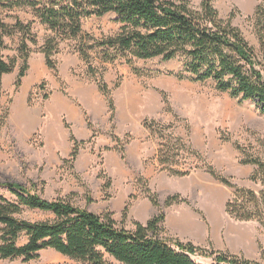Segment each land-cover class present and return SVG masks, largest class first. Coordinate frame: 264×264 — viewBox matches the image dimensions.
Here are the masks:
<instances>
[{
	"label": "rangeland",
	"instance_id": "obj_1",
	"mask_svg": "<svg viewBox=\"0 0 264 264\" xmlns=\"http://www.w3.org/2000/svg\"><path fill=\"white\" fill-rule=\"evenodd\" d=\"M180 1L194 11L200 9L202 2ZM211 4L221 19L233 16L232 26L241 31L250 46L258 49L252 17L256 7L264 5V0H212ZM14 18L31 24L37 44L26 42L31 53L20 86L15 84L23 64L21 59L18 58L10 74L2 77L0 183L24 188L35 185V193L48 202L64 200L98 216L109 214L118 227L126 230H133L135 222L145 224L163 214L160 237L191 243L207 253H228L217 251L215 247H225L224 227L229 219L225 206L233 199V188L252 191L257 196L264 189V173L254 166L241 164L247 156L264 163V112L259 111L253 101L240 102L217 91L212 81L198 83L179 79L182 58L168 62L160 58L139 60L127 52L115 54L110 50L108 55L114 58L104 62V49L95 47L87 51L88 59L84 61L80 50L96 46L119 32L120 25L115 22L113 13L82 20L80 36L61 42L51 57L53 69L47 67L40 52L45 40L53 37L51 32L29 9L0 8V19L5 24L14 25ZM19 41L18 35L3 39L5 49L1 55L6 63L17 57ZM89 66L94 74L89 72ZM53 82L57 88H53ZM99 82L108 88L112 110L106 96L98 89ZM53 91L56 94L51 97ZM86 94L93 97L92 102L103 100L107 115L95 111V105L84 108ZM66 103L77 109V116L58 111V106ZM117 114L122 123L119 117L117 120ZM145 120L154 122L151 130L144 127ZM176 138L182 140L191 153L180 151L170 163L160 165L157 160L160 145L168 139L174 143ZM133 146H141L143 158L130 153ZM74 149L77 154L73 159ZM118 164L133 176L129 178L123 172L115 175L114 168ZM207 167L213 168L231 187L213 178ZM168 168L186 175H172ZM150 175L152 177H147ZM253 175L256 182L251 180ZM156 178L167 180H154L151 185L149 181ZM0 195L9 201L14 199L2 188ZM150 197L156 199L157 206ZM172 197L177 199L165 205ZM174 207L178 212L193 213L202 219L207 232L191 231L186 226L171 233L165 219L175 212ZM209 216L212 219H206ZM21 217L31 222L53 219L52 214L35 211H24ZM262 217L264 219V209ZM208 220L224 226L220 240L214 244L210 241ZM243 223L246 224H231L239 232L253 234L259 250L257 262L264 264V226L257 220ZM25 243L26 238H22L19 245ZM191 258L199 264H214L213 257L195 255ZM0 264L80 263L48 249L41 251L35 261L4 260Z\"/></svg>",
	"mask_w": 264,
	"mask_h": 264
},
{
	"label": "trees",
	"instance_id": "obj_2",
	"mask_svg": "<svg viewBox=\"0 0 264 264\" xmlns=\"http://www.w3.org/2000/svg\"><path fill=\"white\" fill-rule=\"evenodd\" d=\"M211 3L212 0H202L200 9L194 11L180 0H0V8L29 9L51 32L53 37L47 38L40 48L49 69H53L51 57L60 43L80 36L82 20L113 13L115 22L120 25L119 32L96 46L80 50L84 61L88 59L87 51L95 47L104 49V62L113 60L114 56L108 55L110 50L115 54L127 52L139 60L160 58L168 62L182 58L179 79L198 83L212 81L217 91L240 102L253 101L259 111L264 112V5H258L252 17L259 46L256 49L232 26L233 16L221 19ZM14 21L11 26L0 19V88L2 77L13 71L19 59L23 64L15 86H20L31 53L26 42L37 44L31 24H23L16 18ZM15 35L20 40L17 57L6 63L1 55L5 49L3 39ZM90 69L89 66V72ZM98 89L106 96L112 110L106 84L99 82ZM153 124L147 120L143 123L149 130ZM160 147L157 160L162 166L170 163L180 151L191 153L178 138L174 143L168 139ZM76 154L74 149L71 157L74 159ZM241 164L254 166L264 173V163L258 158L247 156ZM168 170L172 175H186ZM207 171L231 187L213 168L207 167ZM251 180L256 182V175ZM262 184L264 187V179ZM0 188L14 198L9 201L0 195V261L20 259L28 263L37 260L41 251L50 249L80 264H199L191 258L195 255L213 257L214 264H259L227 253H207L191 243L160 237L163 214L145 224L135 222L133 230H126L118 227L109 214L98 216L64 200L48 202L35 193V185L24 188L5 182L0 183ZM233 189L234 196L227 202L225 213L236 222L257 220L264 226V189L258 196L242 188ZM175 199L177 197L168 198L165 205ZM150 201L158 205L155 198L150 197ZM24 211L49 213L53 219L27 221L21 217ZM22 238H26V243L19 245Z\"/></svg>",
	"mask_w": 264,
	"mask_h": 264
},
{
	"label": "crops",
	"instance_id": "obj_3",
	"mask_svg": "<svg viewBox=\"0 0 264 264\" xmlns=\"http://www.w3.org/2000/svg\"><path fill=\"white\" fill-rule=\"evenodd\" d=\"M53 84H54L53 88H57L55 86L56 83L53 82ZM91 86L95 87L94 85H91ZM88 90L91 92H95L93 90V88H89ZM55 94H56V92L53 91L51 97L54 96ZM91 98H93V97H90L89 94H86L84 96V98H83L84 108H88L91 105L92 106L95 105L94 110L97 112L100 110L101 112H103V115H105L107 113V106L105 107V105H106L105 102L103 100L99 103H97V100L92 102ZM58 107H59L58 111L65 110L70 116H72V115L77 116V114H78L77 109H75V107L70 105V103H66V105L60 104ZM105 108H106V110H105ZM97 112H96V114H98ZM127 114H128L127 118H129L131 115L130 112H128ZM118 117H119L120 122L122 123L123 121L120 119V116H118V114H117L116 115L117 120H118ZM124 128H125V126H124ZM141 146L139 148L137 146H133V148H131L130 153H132L134 156L143 158ZM127 157H128V155H127ZM114 170H115V175H118V176H120L123 173L125 175H127L129 178H131V176H133L131 174V172L129 170L125 169L121 164H118L114 168ZM161 175L166 176L164 174H161ZM147 177H152V176L150 175ZM159 179H161L162 181L167 180V178H165V179L156 178V179L149 181V183L152 185L154 180H159ZM173 209L175 212L171 213L165 219V225L171 230V233L179 232V231H181V230H179L180 228H185L186 226L190 227L191 231L196 230L199 232H207L206 224L204 223V221L202 219L195 217V214H193V213H186L185 214L183 212H178L176 207H174ZM206 219H212V217L209 216ZM228 220H227L228 224L226 227L217 225V223L213 222L214 220H208L209 223L211 224V225L210 224L208 225L209 232L211 233L210 241L213 244L217 243L218 240H220L219 238H220L221 227H224L223 239L225 240V245H224L225 247H223L224 249H220L218 247H215V250L220 251V252L221 251H227L229 253V255H231V256H236L239 258H244L245 260H248V261L257 262L259 260V258H258L259 257L258 256L259 250H258V247L255 245V239L253 237V234L251 235V233L249 231L239 232L240 230L239 231L235 230V228L233 227V224H231V223H234L238 226H241V225H245L246 223L236 222V221L232 220L230 217ZM206 239L202 238L203 241ZM205 243H204V245H205ZM212 247H214V246H212Z\"/></svg>",
	"mask_w": 264,
	"mask_h": 264
},
{
	"label": "bare ground",
	"instance_id": "obj_4",
	"mask_svg": "<svg viewBox=\"0 0 264 264\" xmlns=\"http://www.w3.org/2000/svg\"><path fill=\"white\" fill-rule=\"evenodd\" d=\"M243 2H246V0H243ZM21 110H22V106L19 107L18 112H17L19 116H20ZM19 119H21V118L19 117Z\"/></svg>",
	"mask_w": 264,
	"mask_h": 264
}]
</instances>
